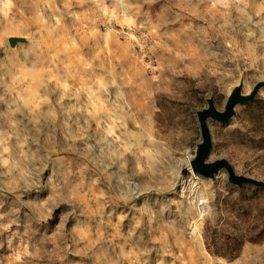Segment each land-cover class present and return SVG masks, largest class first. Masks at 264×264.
<instances>
[{"label":"rangeland","instance_id":"obj_1","mask_svg":"<svg viewBox=\"0 0 264 264\" xmlns=\"http://www.w3.org/2000/svg\"><path fill=\"white\" fill-rule=\"evenodd\" d=\"M262 81L264 0H0V264H264V189L190 166ZM248 105L208 162L264 182Z\"/></svg>","mask_w":264,"mask_h":264},{"label":"water","instance_id":"obj_2","mask_svg":"<svg viewBox=\"0 0 264 264\" xmlns=\"http://www.w3.org/2000/svg\"><path fill=\"white\" fill-rule=\"evenodd\" d=\"M26 40L21 37H11L8 39L10 47L14 48L19 43H25ZM264 88V81L258 82L249 94H243V84L235 87L229 95L224 110L219 111L214 103L213 98L207 100L208 107L197 112V118L201 133V143L197 145L195 158L191 161L190 166L193 173L204 179H215L223 170L228 175V181L242 188L243 186H253L264 189V182L252 177L236 174L234 168L226 159H218L214 162H208L212 151V135L209 128V121H215L219 124H227L236 116L238 106H246L252 103L259 91Z\"/></svg>","mask_w":264,"mask_h":264},{"label":"trees","instance_id":"obj_3","mask_svg":"<svg viewBox=\"0 0 264 264\" xmlns=\"http://www.w3.org/2000/svg\"><path fill=\"white\" fill-rule=\"evenodd\" d=\"M244 121L251 124V144L257 152L264 153V99H259L245 108Z\"/></svg>","mask_w":264,"mask_h":264},{"label":"crops","instance_id":"obj_4","mask_svg":"<svg viewBox=\"0 0 264 264\" xmlns=\"http://www.w3.org/2000/svg\"><path fill=\"white\" fill-rule=\"evenodd\" d=\"M236 260H238V257H237V259H235L234 261H236Z\"/></svg>","mask_w":264,"mask_h":264}]
</instances>
